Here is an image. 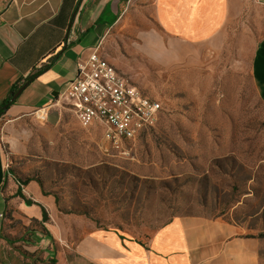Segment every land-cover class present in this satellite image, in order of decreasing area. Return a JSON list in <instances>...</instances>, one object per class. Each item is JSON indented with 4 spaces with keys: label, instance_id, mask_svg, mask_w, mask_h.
<instances>
[{
    "label": "crops",
    "instance_id": "0c3cea01",
    "mask_svg": "<svg viewBox=\"0 0 264 264\" xmlns=\"http://www.w3.org/2000/svg\"><path fill=\"white\" fill-rule=\"evenodd\" d=\"M141 8H151L156 28L137 26L133 16L141 14ZM246 16L256 17L262 26L250 73L264 102V0H0V105L15 84L47 66L25 81L16 102L0 116V257L4 264L29 261L7 244L16 235L7 229L11 210L42 227L43 231L30 232L36 243H27L23 234L15 243L36 251L42 264L261 263L264 199L260 188L250 184L230 202L231 182L219 176L213 179L220 195L218 214L174 215L141 239L118 226H98L79 215L64 214L57 195L45 188L34 170L40 157L28 150L19 131L41 106L53 113L62 111L56 103L58 95L75 76L78 63L98 44L101 55L118 65L115 50L121 32L150 30L138 35L137 47V54L150 62L197 63L201 47L222 46L231 24ZM18 190L33 203H26ZM1 246L8 247L2 255Z\"/></svg>",
    "mask_w": 264,
    "mask_h": 264
},
{
    "label": "rangeland",
    "instance_id": "374dc122",
    "mask_svg": "<svg viewBox=\"0 0 264 264\" xmlns=\"http://www.w3.org/2000/svg\"><path fill=\"white\" fill-rule=\"evenodd\" d=\"M141 10L133 16L137 26L156 28L151 8ZM143 31L150 30L121 32L116 67L158 98L163 112L154 127L128 143L129 154L121 153L128 144L106 149V125L83 128L63 101L61 112L49 109L45 120L34 117L19 131L28 150L40 157L34 170L57 195L64 214L146 239L174 215L218 214L213 179L219 176L231 182L230 202L250 184L264 199V102L250 73L262 34L256 17L232 23L222 46L201 47L197 63L160 65L138 55ZM18 214L10 211L7 229L16 235L7 244L29 260L24 264H42L36 251L15 243L20 234L36 243L30 232L43 229Z\"/></svg>",
    "mask_w": 264,
    "mask_h": 264
},
{
    "label": "built area",
    "instance_id": "2783aa9c",
    "mask_svg": "<svg viewBox=\"0 0 264 264\" xmlns=\"http://www.w3.org/2000/svg\"><path fill=\"white\" fill-rule=\"evenodd\" d=\"M99 49L98 44L87 59L78 63L75 76L56 103H67L83 128L105 124L106 149H121L156 125L163 106L102 56ZM48 111V106H41L36 117L45 120ZM129 150L128 144L121 153L129 154Z\"/></svg>",
    "mask_w": 264,
    "mask_h": 264
},
{
    "label": "trees",
    "instance_id": "16d2710c",
    "mask_svg": "<svg viewBox=\"0 0 264 264\" xmlns=\"http://www.w3.org/2000/svg\"><path fill=\"white\" fill-rule=\"evenodd\" d=\"M46 67H47V66H44L43 68H40V69L37 70L36 72L30 74V75L25 79V81H28V80L34 79V78H35V77H36L41 71H43ZM25 81H24L23 83H21V84H20V83L15 84V85L12 87V89H11V91H10V94H9L8 97L3 101V103L0 105V116L3 115V114L7 111V109H8L12 104H14V103L16 102L15 99L12 100V96H13L14 93L18 90V88H19L20 86H22V85L25 83ZM29 179H31V178H28V179L24 180V182H27ZM18 195H20L21 197H23V198L25 199L26 203H28V204L33 203L32 200H30V199H28V198H26V197L24 196V194L21 192V190H18ZM43 219H44V221H46V220L48 219L47 212H46V210H45L44 208H43ZM260 236H261V237H264V232H262V233L260 234Z\"/></svg>",
    "mask_w": 264,
    "mask_h": 264
},
{
    "label": "water",
    "instance_id": "95a60500",
    "mask_svg": "<svg viewBox=\"0 0 264 264\" xmlns=\"http://www.w3.org/2000/svg\"><path fill=\"white\" fill-rule=\"evenodd\" d=\"M28 82H25L22 86H20L18 88V90L14 93V95L12 96V100L16 99L19 94L22 92V90L24 89V87L27 85Z\"/></svg>",
    "mask_w": 264,
    "mask_h": 264
}]
</instances>
